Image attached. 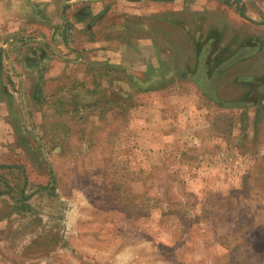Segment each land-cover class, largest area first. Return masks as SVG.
Masks as SVG:
<instances>
[{"label": "rangeland", "instance_id": "1", "mask_svg": "<svg viewBox=\"0 0 264 264\" xmlns=\"http://www.w3.org/2000/svg\"><path fill=\"white\" fill-rule=\"evenodd\" d=\"M0 153V264H264V0H0Z\"/></svg>", "mask_w": 264, "mask_h": 264}, {"label": "crops", "instance_id": "2", "mask_svg": "<svg viewBox=\"0 0 264 264\" xmlns=\"http://www.w3.org/2000/svg\"><path fill=\"white\" fill-rule=\"evenodd\" d=\"M4 145V144H3ZM1 148H2V144H1ZM5 150V149H4ZM4 153V152H3ZM0 160H1V153H0Z\"/></svg>", "mask_w": 264, "mask_h": 264}, {"label": "trees", "instance_id": "3", "mask_svg": "<svg viewBox=\"0 0 264 264\" xmlns=\"http://www.w3.org/2000/svg\"><path fill=\"white\" fill-rule=\"evenodd\" d=\"M64 19L66 20L65 16H64Z\"/></svg>", "mask_w": 264, "mask_h": 264}]
</instances>
